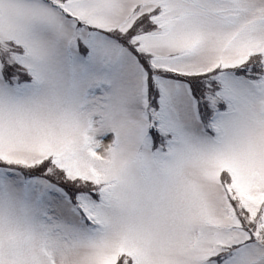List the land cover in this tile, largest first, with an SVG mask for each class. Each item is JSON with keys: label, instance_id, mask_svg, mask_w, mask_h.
I'll return each mask as SVG.
<instances>
[{"label": "snow or ice", "instance_id": "snow-or-ice-1", "mask_svg": "<svg viewBox=\"0 0 264 264\" xmlns=\"http://www.w3.org/2000/svg\"><path fill=\"white\" fill-rule=\"evenodd\" d=\"M0 264H264V0H0Z\"/></svg>", "mask_w": 264, "mask_h": 264}]
</instances>
